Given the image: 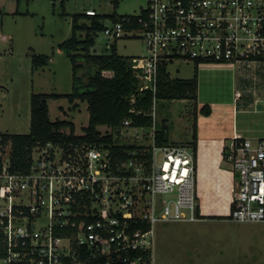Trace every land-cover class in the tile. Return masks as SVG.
I'll use <instances>...</instances> for the list:
<instances>
[{"label":"built area","instance_id":"built-area-1","mask_svg":"<svg viewBox=\"0 0 264 264\" xmlns=\"http://www.w3.org/2000/svg\"><path fill=\"white\" fill-rule=\"evenodd\" d=\"M133 18L144 19L133 26ZM104 33L112 44L144 40L146 53L131 61L137 92L152 93L153 125L141 134L147 128L125 119L119 131L131 130L139 139L132 144L38 145L26 171L12 170L11 143L0 144V264H154L157 223L203 219L195 149L157 141L160 71L174 61L248 71L236 100L244 86L255 94L263 84L264 0H147L138 15L118 17ZM225 149L235 177L228 217L264 222V139L236 135Z\"/></svg>","mask_w":264,"mask_h":264},{"label":"rangeland","instance_id":"rangeland-1","mask_svg":"<svg viewBox=\"0 0 264 264\" xmlns=\"http://www.w3.org/2000/svg\"><path fill=\"white\" fill-rule=\"evenodd\" d=\"M146 6L147 0H118L117 7L113 0H0V132H29L33 93L72 92L73 62L67 51L59 45L72 36L75 14L94 9L98 14L136 16ZM86 18L80 22L89 24ZM112 21L111 17L106 19L105 25L111 26ZM78 36L84 38L85 32H78ZM112 43V38L102 30L98 32L91 52L110 53ZM115 45L117 53L123 56L132 58L146 53L144 40L138 36H125L118 39ZM33 53L49 56L48 64L34 69L31 58ZM196 67L209 70L204 71L200 103L228 104L231 101L234 67L229 64L206 62L198 65L192 61H174L168 64V71L172 77L186 78L194 75ZM95 70L96 66L86 67L78 74L87 81L88 74ZM76 102L77 106L65 97L49 99V116L51 120L67 119L75 122L76 134L82 135L90 114L87 102ZM196 102L184 99L157 100L156 127L159 129L163 122L166 123L170 144L193 143ZM225 105L222 104L221 108ZM219 108L216 109L218 119L221 117L217 111ZM253 109L256 110H252L248 116L258 117L264 129V111H257V106ZM262 109L264 105H260L259 110ZM224 115L227 117V113L224 112ZM205 126L206 136L212 122ZM100 130L102 134L112 132L120 144H132L139 140L134 139L131 130L124 129L125 132H121L108 126L100 127ZM64 131L70 132V128L66 127ZM149 131L150 128L139 130L141 134ZM223 166L227 177H230L231 163L226 154ZM224 187L220 196V191H215L210 199L198 193L200 212H209L207 210H211L210 206L214 204L219 213L204 216L223 218H204L201 214L203 219L197 221L156 224L154 264H264V222L231 220L228 214L233 195L232 181L228 179Z\"/></svg>","mask_w":264,"mask_h":264},{"label":"trees","instance_id":"trees-1","mask_svg":"<svg viewBox=\"0 0 264 264\" xmlns=\"http://www.w3.org/2000/svg\"><path fill=\"white\" fill-rule=\"evenodd\" d=\"M118 6V0H113ZM124 16V15H123ZM87 17V18H86ZM112 18L117 21L115 14H87L80 13L73 16L72 36L63 41L59 46L65 49L73 62V86L69 94L60 93H33L31 96V121L28 133H0V144L11 143V167L13 171H26L30 167L33 149L48 142H99L114 143L113 134H102L99 126H108L119 130L125 119H132V125L149 128L153 125L150 114L153 97L149 90L137 92L139 82L133 75L131 57L117 53L116 45L112 44L110 53L95 54L91 48L96 43L98 32L105 29V20ZM120 17V16H119ZM86 18L87 23L80 20ZM144 18H133L132 25L138 26ZM112 21V22H113ZM78 32H85L84 38L78 36ZM34 69L48 64L50 57L44 54L33 53L31 55ZM82 60V61H80ZM96 66V70L88 74L87 81L78 72L86 67ZM198 71H194L191 78H172L164 68L160 71L158 86V99H188L197 100ZM136 94L137 100L131 103V94ZM68 98L70 102L76 100L85 101L88 104L89 122L83 128L84 134L75 132L72 121L56 119L51 120L49 116L48 100ZM78 104L76 103L75 106ZM136 107L144 113L136 115L130 112ZM200 111L206 115L210 114L211 107L205 104ZM69 127L70 132L64 131ZM166 123L157 129V141L159 144L169 143L167 137ZM197 123L194 118L193 143L197 155ZM131 146H117V148H129ZM226 150V149H225ZM204 218H223L218 216H204ZM2 240L0 237V249Z\"/></svg>","mask_w":264,"mask_h":264},{"label":"crops","instance_id":"crops-1","mask_svg":"<svg viewBox=\"0 0 264 264\" xmlns=\"http://www.w3.org/2000/svg\"><path fill=\"white\" fill-rule=\"evenodd\" d=\"M82 20V19H81ZM200 65V64H198ZM202 65V64H201ZM204 65V64H203ZM198 71V90H197V106L196 114L194 118L197 123V192H201L205 198H213V192H219L218 196L222 194V190L225 189L226 182L228 179L232 181V197L230 199V207H232V199L234 196V187H235V177L233 172H231L230 177H227L228 174L224 170L225 165V148L226 145L233 139L234 136L240 135L241 137H251L257 139H264V129H262L261 122H259L258 117H249L248 115L252 113V110L256 108L257 111H264V109L259 110L260 105H264V66H261L257 69L259 76L262 78L263 84H258L256 88V93H252V88L249 89L244 86L245 94L242 99H235V90L240 87L238 83L245 82V74L248 71H240L237 73L233 70V80L231 87V101L227 103H216L210 102L207 103L211 107L210 114L206 115L200 111L203 103H200V89L203 78L205 77L204 71L209 70H199ZM179 71V70H177ZM235 71V72H234ZM171 76V75H170ZM172 77V76H171ZM192 77V76H191ZM186 77V78H191ZM177 78V77H172ZM199 93V95H198ZM188 100V99H184ZM78 104V102H73V104ZM222 104H226L223 109L221 108ZM88 107V106H87ZM220 107L218 111L221 114L219 119L216 116V109ZM50 110V106H49ZM65 112V110H64ZM224 112L227 113L225 117ZM50 113V112H49ZM51 119V118H50ZM67 120V119H66ZM31 121V118H30ZM70 121V120H69ZM73 122V121H72ZM212 122V127L210 131H207L205 124ZM76 128V123L73 122ZM104 127V126H99ZM30 130V128H29ZM77 131V130H76ZM1 133V132H0ZM211 210L209 212H202L204 215H216L219 213L217 207L212 204L210 206ZM230 211V210H229Z\"/></svg>","mask_w":264,"mask_h":264}]
</instances>
